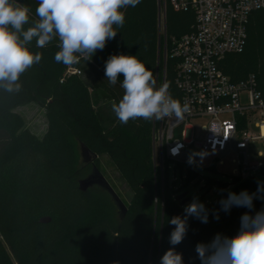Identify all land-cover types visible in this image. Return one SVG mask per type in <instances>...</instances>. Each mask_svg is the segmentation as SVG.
<instances>
[{
    "label": "trees",
    "instance_id": "trees-1",
    "mask_svg": "<svg viewBox=\"0 0 264 264\" xmlns=\"http://www.w3.org/2000/svg\"><path fill=\"white\" fill-rule=\"evenodd\" d=\"M20 2L32 9V19H36L37 0ZM161 13L165 35L161 33ZM125 17L124 26L103 51L71 67L55 62V41L43 49H37L33 41L29 47L42 53L41 62L21 75L19 91L0 88V264H160L165 251L173 247L169 237L174 225L168 221L183 216L184 207L172 199L175 191L167 184L163 220L160 208L157 210L153 121L120 124L111 105L122 98L123 76L115 86L110 85L104 65L112 54L137 56L158 80L163 76L166 46V83L172 96L181 101L177 60L171 50L173 39L194 32L196 12L192 8L176 10L171 0H141L126 10ZM84 66L96 79L91 88L82 75L67 76L74 67L83 73ZM218 66L234 84L254 77L264 99V9L250 16L243 52L225 55ZM31 102L46 110L49 126L43 138L29 132L17 137L7 125L17 108ZM105 110L113 119L110 127L102 121ZM81 143L99 159L108 156L132 192L123 219L107 193L97 187L81 191L80 181L92 171V166L81 168L75 161ZM70 145L75 149L73 158L67 151ZM196 177L197 173L190 174L187 183ZM258 183L262 184L257 177L234 178L230 191L255 193ZM209 184H213L211 180ZM258 196L264 197V193ZM199 201L208 209V222L188 218L187 235L175 246L184 264H201L195 250L198 243H210L217 234L235 236L245 212L255 215L264 208L262 198L253 200L251 210L232 207L229 212L216 202ZM44 218L50 221L42 222Z\"/></svg>",
    "mask_w": 264,
    "mask_h": 264
},
{
    "label": "clouds",
    "instance_id": "clouds-1",
    "mask_svg": "<svg viewBox=\"0 0 264 264\" xmlns=\"http://www.w3.org/2000/svg\"><path fill=\"white\" fill-rule=\"evenodd\" d=\"M140 3L141 0H37L33 20L32 9L20 0H0V88L19 91L21 75L41 62L42 53L29 47L33 41L37 49L55 41L58 51L54 60L58 64L71 67L81 59L88 61L116 37L125 24L126 10ZM104 72L112 86L123 76L122 98L111 105L122 125L137 119L181 121L190 112L187 102L181 103L172 96L169 84L157 85L153 72L137 56L112 54L105 61ZM188 162L193 163V157ZM259 193H264V184L258 183L255 193L229 190L219 202L221 210H251L255 198L264 199ZM189 217L208 222V209L196 197L184 207L183 216L169 219L168 223L174 225L169 237L173 247L165 251L160 264H184L175 246L187 235ZM215 218L219 219L218 213ZM195 250L201 264H264V208L255 215L245 212L235 236L217 234L210 243H198Z\"/></svg>",
    "mask_w": 264,
    "mask_h": 264
},
{
    "label": "built area",
    "instance_id": "built-area-1",
    "mask_svg": "<svg viewBox=\"0 0 264 264\" xmlns=\"http://www.w3.org/2000/svg\"><path fill=\"white\" fill-rule=\"evenodd\" d=\"M171 2L176 10L192 8L196 12V26L194 32L173 39L171 50L172 58L177 60L176 85L181 93V103L187 102L190 112L181 121L153 120L155 202L157 210L160 208L162 220L167 184L175 191L172 199L178 202L175 186L179 181L178 173L187 184L190 174L196 173V170L218 172L217 164L224 166L225 160L233 155L236 159L231 162L235 167L230 172L233 175H229L232 179L246 180L264 172V151L257 154L262 160L254 162L250 160L248 152L252 142H261L264 147V99L256 89L254 77L234 84L218 66L225 55L243 52L250 16L254 11L264 9V0ZM162 14L160 27L161 33L165 35ZM167 57L165 46L163 76L157 80L158 86L166 83ZM69 74L80 76L82 71L74 67L68 70L67 76ZM244 94L246 100L243 99ZM252 127L256 129L255 132ZM194 148L200 151L201 156L190 164L188 153ZM173 149L176 150L175 155ZM207 156L212 159L209 165L204 166L202 160ZM198 177L199 174L192 181ZM199 181L207 182V190L215 189L218 198L234 186L233 183H227L223 188H216L204 177Z\"/></svg>",
    "mask_w": 264,
    "mask_h": 264
},
{
    "label": "rangeland",
    "instance_id": "rangeland-1",
    "mask_svg": "<svg viewBox=\"0 0 264 264\" xmlns=\"http://www.w3.org/2000/svg\"><path fill=\"white\" fill-rule=\"evenodd\" d=\"M162 19L165 24V16L164 13L162 14ZM85 70L88 69L87 66H84ZM163 75V74H162ZM73 75H68V77ZM162 79V78H161ZM160 79V80H161ZM87 81H89L87 79ZM161 82V81H160ZM92 93V90L90 91ZM243 99L246 100V95L244 94ZM110 111L105 110L102 114V116H109ZM110 122L109 119L105 121V125H108ZM202 122H199L201 124ZM194 124L197 125V122H194ZM7 125H9L15 134V136H21L25 132H29L33 135H35L38 138H43L45 134H47L48 131V119L46 110L37 105L34 102L25 104L19 108H17L14 111V118L11 122H7ZM252 131L255 132L256 129L252 127ZM68 153H71L72 158L74 157L75 149L72 147V145L67 146ZM259 151H264V147L262 146L261 142H252L249 144L248 152L250 155L251 161H258L262 160L257 156ZM79 159H77V156H75V161H77V165L79 166L82 164V156L79 148ZM188 156L195 158H199L201 156V153L198 149L194 148L189 153ZM212 157L207 156L202 160V164L204 166H207L210 164ZM236 159L235 155L231 156L229 159L225 160V165L221 166L217 164V170L215 171H206V170H196V173L199 174V177L190 182L187 183L182 181L180 173H178L179 181L176 183V189L177 194L181 195L184 193H187V197H189L191 200L187 202L183 207H185L187 204H189L194 197L198 198L199 200H203L204 202H209L213 204L218 199V196L216 195V190H207L205 188V185L207 182L202 183L199 181L200 178L204 177L206 180L216 185V188H220L221 183H233L234 179L231 178L229 175H233L230 172H232V169L235 167L232 164V160ZM99 170L102 172V174L105 176V178L108 180V182L111 184V186L115 189L117 194L120 196V198L123 200V202L128 206L129 203L132 200L133 194L128 188L126 182L122 179L120 176L117 168L115 165L111 162L108 156H103L99 159V166H97ZM225 172L229 173L228 175L225 174ZM256 177L259 179V181L264 184V172H259ZM232 179V181H231Z\"/></svg>",
    "mask_w": 264,
    "mask_h": 264
},
{
    "label": "water",
    "instance_id": "water-1",
    "mask_svg": "<svg viewBox=\"0 0 264 264\" xmlns=\"http://www.w3.org/2000/svg\"><path fill=\"white\" fill-rule=\"evenodd\" d=\"M82 80L85 83L86 87L91 88L95 82V76L92 73V71L88 68L87 70H83ZM87 79L89 81H87ZM109 119L110 122L108 125H105V121ZM102 121L105 127H110L113 123V119L110 116H102ZM81 156H82V165L81 168H85L88 166H92L91 173L80 181V189L81 191L85 192L90 188L97 187L107 193L111 200L113 201L114 205L116 206L118 213L123 219L127 212L128 207L123 202V200L120 198V196L117 194L115 189L111 186V184L108 182V180L105 178V176L102 174V172L99 170V168L96 166V161L99 159V156L95 154L89 147H87L85 144L81 143ZM228 193H224L223 196L218 198L216 200V204H220V200L227 197ZM191 199L187 197V193L181 194L177 197V201L181 203V206H184L187 202H189ZM42 222H48L50 219L44 218L41 220Z\"/></svg>",
    "mask_w": 264,
    "mask_h": 264
}]
</instances>
